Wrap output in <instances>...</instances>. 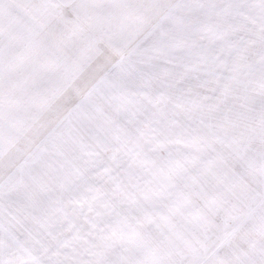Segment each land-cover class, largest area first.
I'll return each mask as SVG.
<instances>
[{
    "label": "rangeland",
    "instance_id": "374dc122",
    "mask_svg": "<svg viewBox=\"0 0 264 264\" xmlns=\"http://www.w3.org/2000/svg\"><path fill=\"white\" fill-rule=\"evenodd\" d=\"M95 2L0 0V80L30 87L27 54L73 30L69 5ZM113 2L114 42L139 45L123 98L103 132L87 118L47 142L13 129L0 264H264V0ZM99 47L62 104L118 58Z\"/></svg>",
    "mask_w": 264,
    "mask_h": 264
},
{
    "label": "snow or ice",
    "instance_id": "6c2138e0",
    "mask_svg": "<svg viewBox=\"0 0 264 264\" xmlns=\"http://www.w3.org/2000/svg\"><path fill=\"white\" fill-rule=\"evenodd\" d=\"M68 7L73 11V30L38 41L34 50L27 54L31 69L30 87L14 94L0 80V155H3L5 140L11 141L13 129L23 134L33 126L41 127L44 142H47L78 132L87 118L89 121H102L96 127L103 132L106 110L114 107V101L123 98V93L117 88V80L132 62L131 57L139 45L125 53L114 42L120 28L116 17L119 6L113 0H97L88 5ZM101 44L111 48L118 58L97 73L90 87L83 92L78 91L74 102L62 104L67 90L76 86L80 73L91 64L93 57L89 53L100 51ZM139 50L144 52L147 49ZM53 112L57 117L54 123H50L47 117ZM97 144L103 147V140L98 139ZM93 154L99 155V152Z\"/></svg>",
    "mask_w": 264,
    "mask_h": 264
}]
</instances>
